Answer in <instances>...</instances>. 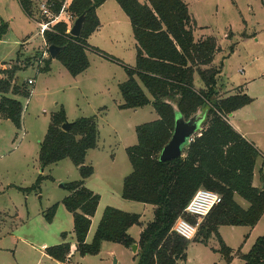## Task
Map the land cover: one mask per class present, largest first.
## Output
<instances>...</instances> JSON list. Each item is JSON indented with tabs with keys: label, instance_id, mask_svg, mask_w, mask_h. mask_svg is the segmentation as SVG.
<instances>
[{
	"label": "trees",
	"instance_id": "16d2710c",
	"mask_svg": "<svg viewBox=\"0 0 264 264\" xmlns=\"http://www.w3.org/2000/svg\"><path fill=\"white\" fill-rule=\"evenodd\" d=\"M18 1L23 12L31 16L32 0ZM105 1L71 0L69 10L76 17L85 14L79 36L66 32L65 22L56 23L54 31L44 35L43 50L46 51L49 45L62 47L56 59L74 77L89 67L87 39L99 27L96 9ZM115 1L129 18L135 41L134 65L117 61L127 74V79L118 85L122 97L118 108L151 105L158 115L154 120L135 126L136 143L126 148L132 170L122 180L121 196L153 205V219L143 227L135 241L127 231L140 224V215L106 206L91 241H86L91 217L100 199L83 185L84 179L94 171L91 165H85V156L89 149L97 147V123L94 116L80 117L71 121L68 130L64 131L61 125L67 118L65 109L60 106L50 116L46 133L39 143L38 159L45 167L69 158L79 170L80 179L64 183L69 194L61 200L73 217L75 251L81 255L96 254L102 241L124 246L136 243V264H179L187 258L190 240L180 237L171 228L175 220L184 215L183 209L194 192L207 188L219 193L221 202L199 223L191 241L207 244L215 235L219 244L215 251L223 256L225 264H229L233 250L219 235V226L253 227L264 214L263 176L260 175V187L252 185L253 167L260 152L227 121L229 114L250 104L252 98L241 87L233 94H221L224 86L222 61L219 66L212 65L219 46L213 36L194 38L195 21L183 0ZM6 30L7 23L2 21L0 38ZM41 53L36 54L37 71L47 72L51 58L42 57ZM24 61L30 65L29 57ZM18 70L17 65L0 68V117L9 119L19 129L23 105L14 96L28 98L32 87L26 80L15 78ZM196 75L202 84L198 88L195 86ZM175 107L184 119L197 112L204 113L205 119L184 149L183 156L160 161V151L173 131ZM43 178L39 174L31 186L17 189L25 193L36 190ZM235 193L249 203L248 208L242 209L237 204L233 198ZM57 206L58 203H54L44 212L46 220H51ZM187 218L195 222L194 218ZM61 237L64 241L46 247L45 253L64 262L70 244L65 241L66 232H62ZM239 256L243 264H264V234Z\"/></svg>",
	"mask_w": 264,
	"mask_h": 264
},
{
	"label": "rangeland",
	"instance_id": "374dc122",
	"mask_svg": "<svg viewBox=\"0 0 264 264\" xmlns=\"http://www.w3.org/2000/svg\"><path fill=\"white\" fill-rule=\"evenodd\" d=\"M36 1L32 0V14L28 16L18 0H0V23H7L6 33L0 38V68L17 65L20 67L15 75L17 80H35L28 98L16 96L23 105L21 128L0 117V190L5 189L0 191V209L16 205L21 217L15 219L0 213V244L3 241H21L11 234L23 236L29 243L18 244L14 257L18 262L57 264L40 256V242L57 244L62 240L61 232H68L73 227L72 214L61 200L69 194L64 183L80 179V174L69 158L45 167L38 159L39 143L46 133L51 114L64 104L70 119L94 116L97 123V147L89 149L85 156V165H91L94 171L84 179L83 185L98 194L100 199L91 219L87 242L91 241L106 206L140 215V224L127 231L135 241L143 227L153 219V205L122 198L121 188L124 176L132 170L126 148L136 143L135 126L155 119L157 114L151 105L130 109L117 106L122 103L118 84L127 79L124 68L117 61L133 66L135 48L128 17L115 0H109L97 9L101 27L89 36V48L86 50L91 69L89 75L81 74L77 78L70 75L57 59H51V71H37L36 54L41 53L44 43L34 22ZM183 1L198 28L194 38L197 40L203 35L216 39L220 50L215 55L216 63L212 62V65L219 66L222 61L223 81L231 88L245 87V81L251 77L249 75H260L250 90L245 91L251 98H257V94L264 91L263 0ZM252 34L255 36H250ZM94 47L116 62L103 57ZM27 57L30 58L29 66L24 61ZM96 79L100 80V86L94 85ZM257 100L253 105L254 113L263 116L264 96ZM249 127L264 152V121L250 123ZM262 171L264 176V169ZM39 174L44 178L36 190L23 193L14 186L29 187ZM27 195L28 207H25L24 197ZM54 203L58 206L48 221L43 214ZM26 210L28 215L25 218ZM243 228L228 225L218 228L225 244L235 248L229 264H243L236 253L242 241ZM262 234L257 231L250 241ZM250 245L240 247L241 252H247ZM212 246H219L215 235L208 239L207 244L190 240L187 258L179 264H225L223 256L215 253ZM74 252H70L71 258L65 264H136L134 254L138 252V246L134 253L131 245L102 241L96 254ZM9 257H12V252L7 254ZM5 258L1 255L0 259L4 260L0 263L7 264Z\"/></svg>",
	"mask_w": 264,
	"mask_h": 264
},
{
	"label": "crops",
	"instance_id": "0c3cea01",
	"mask_svg": "<svg viewBox=\"0 0 264 264\" xmlns=\"http://www.w3.org/2000/svg\"><path fill=\"white\" fill-rule=\"evenodd\" d=\"M107 1H109V0H106L105 2H107ZM104 2V3H105ZM100 7V6H99ZM98 9V8H97ZM97 9H96V13H97ZM98 16V15H97ZM99 18V17H98ZM128 20H129V18H128ZM99 22H100V24H99V27L95 30V31H97L100 27H101V21H100V19H99ZM126 22V21H125ZM130 22V21H129ZM198 29V28H197ZM196 27H195V29H194V31H193V34L195 35V32H197L196 30ZM94 31V32H95ZM93 32V33H94ZM92 33V34H93ZM250 36H252V37H254L255 35L254 34H252V35H250ZM195 37V36H194ZM203 37V35H201L198 39H200V38H202ZM89 39V38H88ZM88 39H87V41H88ZM134 48H135V41H134ZM218 53V52H217ZM216 55V54H215ZM89 59V58H88ZM52 61H54V59L52 60ZM134 62H135V56H134ZM216 63V56H214V59H213V64H215ZM51 64V63H50ZM90 69H91V62H90V60H89V67L85 70V71H83L82 73H80V74H78L77 76H75L74 78H77L78 76H80L81 74H88L89 75V73L88 72H90ZM49 71H51V66H50V70ZM249 76H251V77H248V79H247V81H245V83H246V86L244 87V85H238V86H236V87H229V86H227V84L223 81V90H222V92L223 93H225L224 95H229V94H233V93H235V92H238L240 89H238L239 87H241L242 89H243V91L245 92L246 90L248 91V90H250L249 88L253 85V83L254 82H256L258 79H259V77H260V75H249ZM254 76H256V77H254ZM195 86L196 87H201V82H200V79H199V77L198 76H195ZM35 81V80H34ZM34 84V83H33ZM120 84V83H119ZM118 84V85H119ZM94 85H96V86H100V80H98V79H96V81H95V83H94ZM236 90V91H235ZM258 95V97L257 98H259L261 95L262 96H264V91L263 92H259V94H257ZM15 98H16V96H14ZM257 98L256 97H252V101H251V103L250 104H247V105H245V106H243V107H241V109H238V110H236V111H233L231 114H229L228 115V117H227V121L230 123V125L240 134V135H242L243 137H245L246 139H248L250 142H252L255 146H256V148L259 150V152H260V156H258V158L256 159V162H255V165H254V167H253V180H252V185L254 186V187H260L261 186V176L260 175H262L263 176V169H264V152L262 151V149H261V146H260V143H259V141H258V139L257 138H255V137H253V133H252V131H250V127H249V125H250V123H259V122H261V121H264V112H263V116H258L256 113H254V110H253V105H254V103H256V100H257ZM258 101V100H257ZM121 103V102H120ZM120 103H118L117 104V106L120 104ZM55 104H57V102L55 103ZM64 104H60L59 105V107L60 106H63ZM63 108H64V106H63ZM59 108H57V110H58ZM65 109V113H66V118H67V121H72L73 119H70L69 118V116H68V110H67V108H64ZM56 110V111H57ZM55 112V111H54ZM156 118H158V115L156 116ZM155 118V119H156ZM154 120V119H153ZM38 152H39V149H38ZM184 155V152L182 153V156ZM263 180H264V176H263ZM9 185V184H8ZM11 185V184H10ZM7 186V185H6ZM15 187H16V189H17V187H21V186H16V185H14ZM24 188V187H23ZM122 189V188H121ZM19 190V189H18ZM0 191H2V192H4L5 191V189H2V190H0ZM22 192V191H21ZM23 193H25V192H23ZM233 198H234V200L237 202V204L243 209H246V208H248V206H249V203L244 199V198H241L239 195H237L236 193L234 194V196H233ZM24 201H25V207H28V195L27 196H25L24 197ZM11 206H12V208H9L8 206H6V207H3V208H1L0 209V213H2V214H4V215H7V216H9V217H14L15 219L16 218H21V217H19V210H18V208H17V206L16 205H12L11 204ZM13 208H14V210H13ZM27 215H28V211L26 210V213H25V218L27 217ZM91 219H92V217H91ZM264 220V214L261 216V219L253 226V227H249V226H245V225H243V226H238V227H244L242 230V232H241V237H242V241H241V243L239 244V246H237V247H244V245L245 244H251L252 245V243L255 241V239L257 238V237H259V236H254L253 237V241L251 242L250 240H251V238H252V236L258 231V232H263L264 233V226H262V224L264 225V222L262 223V221ZM91 223H92V221H91ZM222 226V225H221ZM90 227H91V225H90ZM64 232V231H63ZM89 232H90V228H89V231H88V233H87V236H86V241H87V238H88V234H89ZM62 233V232H61ZM67 233V237H66V239H65V241H67V242H69V244H70V251H69V253L71 252V251H75V248H76V242H75V237H74V233H73V227L72 228H70V229H68V232H66ZM13 237H16L17 239H20L21 241H3V243L2 244H0V256L1 255H3L4 257H6L5 259H6V261L8 262L7 264H22V263H20V262H18V260L17 259H15L14 257H15V255H16V250H17V247H18V244H20V243H24V244H26V243H29V241H26V239L23 237V236H20V235H14V234H11ZM261 236V235H260ZM64 240H63V238H62V240L59 242V243H61V242H63ZM31 243V242H30ZM58 244V243H57ZM227 244V243H226ZM32 245V244H31ZM54 245V244H53ZM228 245V244H227ZM250 245V246H251ZM48 246H50V245H48V243L46 242V241H41L40 242V249H41V255L40 256H43V257H45L46 259H48V260H50V262H54V263H57V264H65L66 263V261L67 262H69V259L71 258V254H70V257H68L64 262H59V261H57V260H55V259H53L52 257H50L48 254H46L45 253V248L46 247H48ZM229 246V245H228ZM230 247V246H229ZM188 248V247H187ZM218 248V246L217 247H215V246H212L211 247V249L213 250V251H215L216 249ZM232 249H235L234 247H231ZM239 249V248H238ZM237 249V250H238ZM12 252V257H9V258H7V254L8 253H11ZM76 252V251H75ZM74 252V253H75ZM186 252H187V250H186ZM215 253H217V251L215 252ZM240 253H242L241 252V250L239 251V252H237V254H239L240 255ZM11 259V260H10ZM0 260H4V259H0ZM9 260V261H8ZM11 261V262H10ZM180 262H184V261H180ZM230 263H232V261L230 262ZM0 264H3V263H0Z\"/></svg>",
	"mask_w": 264,
	"mask_h": 264
},
{
	"label": "built area",
	"instance_id": "2783aa9c",
	"mask_svg": "<svg viewBox=\"0 0 264 264\" xmlns=\"http://www.w3.org/2000/svg\"><path fill=\"white\" fill-rule=\"evenodd\" d=\"M71 0H37L36 1V15L34 22L38 29V34L41 36L44 43V35L46 32H53L54 25L58 22H65L67 24L66 32L69 30L76 19V16L69 10ZM264 4V0H263ZM42 57L47 56L46 51L41 53ZM28 84H33L34 79H26ZM193 139L190 137L189 141ZM221 202V195L213 190L207 188L197 189L183 209V216H179L171 230L180 237L192 240L197 232L199 223L206 217L209 211ZM187 217H192L195 222L188 220ZM70 257V253L67 258Z\"/></svg>",
	"mask_w": 264,
	"mask_h": 264
},
{
	"label": "water",
	"instance_id": "95a60500",
	"mask_svg": "<svg viewBox=\"0 0 264 264\" xmlns=\"http://www.w3.org/2000/svg\"><path fill=\"white\" fill-rule=\"evenodd\" d=\"M85 21V14H81L74 20L69 33L73 36H79ZM62 47L49 45L47 47V56L51 59H56L58 52ZM205 119V114L197 112L188 119H184L179 110L174 108V127L169 141L162 147L159 160L166 161L182 156V153L192 137L201 127ZM71 122L65 121L61 125V129L67 131ZM61 184L60 186H62ZM132 250L135 253L137 244H131Z\"/></svg>",
	"mask_w": 264,
	"mask_h": 264
}]
</instances>
